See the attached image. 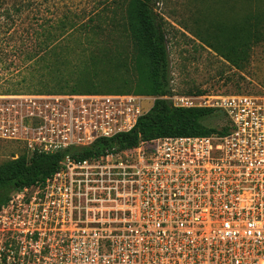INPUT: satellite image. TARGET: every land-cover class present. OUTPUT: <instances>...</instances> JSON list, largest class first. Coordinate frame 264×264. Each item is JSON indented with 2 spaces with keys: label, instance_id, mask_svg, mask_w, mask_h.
Masks as SVG:
<instances>
[{
  "label": "built area",
  "instance_id": "built-area-1",
  "mask_svg": "<svg viewBox=\"0 0 264 264\" xmlns=\"http://www.w3.org/2000/svg\"><path fill=\"white\" fill-rule=\"evenodd\" d=\"M156 98L0 93V148L15 160L88 146L133 130ZM160 98L220 109L228 130L66 156L0 208V264H264V93Z\"/></svg>",
  "mask_w": 264,
  "mask_h": 264
},
{
  "label": "trees",
  "instance_id": "trees-1",
  "mask_svg": "<svg viewBox=\"0 0 264 264\" xmlns=\"http://www.w3.org/2000/svg\"><path fill=\"white\" fill-rule=\"evenodd\" d=\"M249 11L228 26L225 22L212 21L201 29L199 38L218 52L237 69L243 68L249 51L264 40V0H249ZM157 0H120L118 7L123 14L122 31L128 44L120 49L115 46L91 48L77 45L71 37L61 39V43L50 50L45 49V79L55 83L59 91L47 92H99L96 87L80 91L77 85L86 81L90 84L102 79V75L112 77L122 69L137 74L136 93L157 96L151 109L138 121L136 127L112 138H100L88 146H77L52 154H36L30 158L20 155L15 160L0 163V208L12 195L25 188L44 181L52 175L66 157L84 159L111 150H121L137 146L143 140L163 136H205L226 133L228 126L214 125L211 121L221 118L227 122L225 113L215 108H185L174 106L169 99L160 98L173 93L168 50L167 22L156 8ZM67 16L65 18L67 19ZM89 26L90 23H85ZM111 26L94 25L87 30L110 31ZM61 30L75 31L76 25L70 21L61 22ZM186 28V27H185ZM94 44V39L85 38ZM79 44V43H78ZM51 56V60L47 57ZM129 82V79H125ZM71 89V91H65ZM206 90L190 91L200 94Z\"/></svg>",
  "mask_w": 264,
  "mask_h": 264
},
{
  "label": "rangeland",
  "instance_id": "rangeland-1",
  "mask_svg": "<svg viewBox=\"0 0 264 264\" xmlns=\"http://www.w3.org/2000/svg\"><path fill=\"white\" fill-rule=\"evenodd\" d=\"M119 3L120 0H0V90L59 91L54 82L45 79L42 57L45 49L61 43L64 36L82 41L76 42L81 46L97 49L117 45L123 49L128 39L121 24L118 25L123 22ZM250 6L249 0H157L156 8L167 22L173 92L264 93V40L252 47L243 68L237 69L199 38L206 24L220 21L229 26L248 12ZM62 21L74 23L75 31L68 28V32H63ZM112 21L115 23L112 32L83 30L94 25L110 28ZM87 22L89 26L85 25ZM87 37L94 39V44L88 43ZM47 58L51 60V56ZM114 74L102 75V79L92 84L82 81L77 89L96 87L99 93L134 90L138 79L135 72L122 69ZM152 105L150 102L149 107ZM211 122L218 127L225 125L221 118ZM12 150L2 145L1 160Z\"/></svg>",
  "mask_w": 264,
  "mask_h": 264
},
{
  "label": "flooded vegetation",
  "instance_id": "flooded-vegetation-1",
  "mask_svg": "<svg viewBox=\"0 0 264 264\" xmlns=\"http://www.w3.org/2000/svg\"><path fill=\"white\" fill-rule=\"evenodd\" d=\"M10 90H0V93H10Z\"/></svg>",
  "mask_w": 264,
  "mask_h": 264
}]
</instances>
